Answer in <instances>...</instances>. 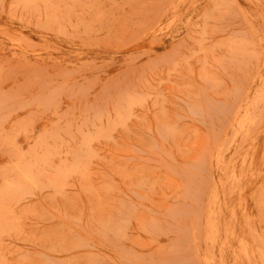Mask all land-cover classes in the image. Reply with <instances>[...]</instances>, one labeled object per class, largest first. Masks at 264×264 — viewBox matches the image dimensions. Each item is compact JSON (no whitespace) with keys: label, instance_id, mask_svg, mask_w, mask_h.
<instances>
[{"label":"rangeland","instance_id":"1","mask_svg":"<svg viewBox=\"0 0 264 264\" xmlns=\"http://www.w3.org/2000/svg\"><path fill=\"white\" fill-rule=\"evenodd\" d=\"M0 264H264V0H0Z\"/></svg>","mask_w":264,"mask_h":264}]
</instances>
